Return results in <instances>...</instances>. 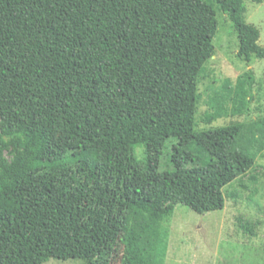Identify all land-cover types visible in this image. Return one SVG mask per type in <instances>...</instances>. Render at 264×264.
<instances>
[{"label":"trees","instance_id":"trees-1","mask_svg":"<svg viewBox=\"0 0 264 264\" xmlns=\"http://www.w3.org/2000/svg\"><path fill=\"white\" fill-rule=\"evenodd\" d=\"M246 10L244 0H0V264H165L175 203L225 207L224 188L264 150V119L186 137L218 11L238 56L264 58ZM255 79L249 70L211 96L206 123L246 114Z\"/></svg>","mask_w":264,"mask_h":264},{"label":"rangeland","instance_id":"rangeland-1","mask_svg":"<svg viewBox=\"0 0 264 264\" xmlns=\"http://www.w3.org/2000/svg\"><path fill=\"white\" fill-rule=\"evenodd\" d=\"M244 1L246 20L258 27L259 43L264 45V0ZM217 18L215 55L207 62L200 84L203 99L197 114L199 125L193 135L186 137L187 140L264 119V58L253 56L250 62L241 59L238 56L239 39L232 21L221 11ZM249 70L256 78L249 111L206 123L209 98H222L227 83L236 85L238 78ZM169 143L171 149L177 148L174 142ZM3 154L11 160L12 148L5 149ZM136 154L144 157L141 146L136 147ZM174 154L175 161L180 164V157ZM224 192L225 207L216 211L198 213L175 203L173 215L166 223L170 234L165 264H264V150L257 156L250 172L226 186ZM44 264H87V261L51 259Z\"/></svg>","mask_w":264,"mask_h":264}]
</instances>
